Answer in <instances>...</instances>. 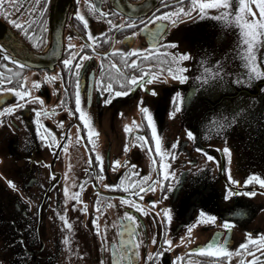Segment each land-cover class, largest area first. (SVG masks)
Returning <instances> with one entry per match:
<instances>
[{"label": "flooded vegetation", "instance_id": "obj_1", "mask_svg": "<svg viewBox=\"0 0 264 264\" xmlns=\"http://www.w3.org/2000/svg\"><path fill=\"white\" fill-rule=\"evenodd\" d=\"M129 1L137 4L142 0ZM231 2L233 9L238 7V0ZM45 4L47 8L41 15L40 9ZM51 4L52 0H39V3L3 0L0 20L31 51L42 52L48 45ZM93 4L95 9L111 15L104 16L94 10ZM190 5L191 0H158L143 12L125 15L115 11L110 0H72L62 27L63 52L52 69H31L13 63L0 50V80L7 81L0 87L19 88L23 83L31 93L24 97L27 103L23 107L0 116L3 121L0 123V264H243L252 255L257 256L253 264H264V248L258 240L264 236V186L255 181L244 184L230 174L232 167L238 169L233 154L245 149V138L241 136L243 126H228L227 131L207 139H202L192 128L200 123L197 115L202 110H213L215 105L220 110L219 124L236 121L230 116L236 97L232 91L237 88L230 70H224L222 79L210 78L207 83L197 79L205 74L204 67L215 71V62L229 56L231 23L215 18L218 9H206L208 15L196 9L191 19L180 14L179 23L175 24L159 17L161 12ZM77 9L87 21V28L74 15ZM154 15L159 18L152 20ZM13 19L22 23V28H16L11 23ZM109 19L116 24L130 23L133 19L137 22L130 29L112 28ZM145 25L146 30H141ZM27 31L32 33L31 38L25 34ZM130 32L137 34L131 36ZM89 33L98 43L89 40ZM168 41L177 42L176 46L168 45ZM69 44L73 48L69 49ZM153 44L159 49L152 47ZM113 48L120 51L113 52ZM132 49L146 50L150 55L146 56L144 51L132 52ZM185 51L190 53V58L180 64L186 66L184 74L188 79L181 82L169 75L167 68L173 66L170 54ZM85 52L87 58L80 60ZM70 53L76 58L73 65L65 67L63 61ZM132 59L138 61L135 66L131 65ZM77 62L82 65L80 69L74 67ZM113 62L119 73L110 68ZM149 64L151 68L147 67ZM109 72L125 78L123 85L112 79L113 88L124 94L104 91ZM208 75L211 77V72ZM47 76L56 78L49 80ZM132 76L142 77L143 86L138 81L129 91ZM33 80H39L40 85L34 87ZM77 80L81 109L91 117L95 130L91 138L76 108ZM97 80H103V86L98 87ZM177 91L183 96H192L188 104L193 109L187 107L188 111L183 112L181 108L175 116H170L172 97ZM212 93L217 96L215 102H211ZM109 96L110 102L105 104ZM32 97H40L43 103ZM141 101L152 115L161 150L165 151L164 161L175 174V179L169 177L166 181L174 185L171 190L157 186L155 191L145 189L139 193L143 187L139 181L144 176L150 175L151 180L163 178L152 125L140 109ZM20 102L15 93H0V109ZM37 109L50 114L38 115ZM37 119L40 124L36 123ZM189 130L193 132L192 138L187 136ZM50 133L60 140L59 144H53L55 152L41 139ZM174 143L176 147L172 148ZM225 146L231 150L230 155L223 152ZM169 151L175 153V158L167 155ZM97 152L103 157L102 173L95 161ZM205 152L214 159L209 160ZM114 160L121 163L114 166ZM53 172L55 176L51 175ZM229 175L239 183L232 184ZM9 180L15 187L9 185ZM132 181L139 187L129 186ZM121 183L126 187H105ZM228 188L233 190L231 196L227 195ZM249 192L253 195H248ZM121 197L138 202L145 211L123 203ZM153 200L159 203L150 205ZM85 206L87 210L81 211ZM165 208L170 211V220L163 215ZM201 211L214 216L215 221L200 217ZM125 212H130L136 220L125 218ZM60 215L67 216L70 228ZM93 219L97 220L99 231ZM225 220L232 221L230 229L222 226ZM192 224L195 227L191 235H186L187 226ZM181 237L185 243L180 242ZM217 237L232 253L230 258L228 254L216 256L190 251ZM164 239H171L172 245H163ZM246 240L250 241L246 250L237 252ZM156 252L163 254L149 259V254Z\"/></svg>", "mask_w": 264, "mask_h": 264}, {"label": "snow or ice", "instance_id": "obj_2", "mask_svg": "<svg viewBox=\"0 0 264 264\" xmlns=\"http://www.w3.org/2000/svg\"><path fill=\"white\" fill-rule=\"evenodd\" d=\"M37 3H39V0H37ZM0 4H3V0H0ZM253 5H254V7H253ZM91 7L96 11H101L104 16H110L111 15V13L103 12V10H101V9H95L94 4L91 5ZM46 8H47V4H45L44 7L40 9L41 15H43L44 9H46ZM196 9H199V12L203 15L209 14L205 11L206 9H218L220 11L215 16V18L217 20L225 21L228 23H231L233 21L236 22V25H237L238 30H239V36H238L236 48L234 49V51H236V53L243 59L244 67L247 69V72L245 75L239 76L236 79L235 83L247 84V83H250L253 79L264 78V65H262L260 63V60L258 58V50H257L258 45L264 47V0H238V7H236L235 9H233V5H232L231 0H191V5L189 7L185 8L182 6H178L175 11L170 10L168 12L159 13V17H162L164 19H168L173 24H175V23H179L180 14H182L184 18L191 19L192 14L196 11ZM33 11H35V9H33ZM5 15H8V13H5ZM74 15L76 17H78L80 20L84 21V26H85V28H87V26H88L87 21L85 20L84 16L81 14V11L79 9H77L75 11ZM159 17L154 15L151 19L157 20ZM173 17H176V19H173ZM125 19L127 20L128 18L125 17ZM136 22L137 21L135 19L131 20L130 23H125L124 21H121L120 24L114 23L111 19H109V21H108V23L112 26V28L123 27L125 29H130V28L134 27ZM11 23L13 25H15V27L18 29L22 28V23L17 22L15 19H13L11 21ZM141 30H146V25H145V28L141 29ZM25 34L28 35L29 38L32 37V33L30 31H27ZM136 34H137L136 32H130L131 36H135ZM98 35L104 36V33H99ZM88 38H89V40H92L93 43H98V41L95 40V37L91 33L88 34ZM105 39H107V37H105ZM166 43L172 47H175L177 42L168 41ZM87 46L91 47V45H87ZM81 47H84V46L82 45ZM152 47H156L157 50L159 49V46L155 45V44H153ZM68 48L69 49L73 48V45L69 44ZM0 50H3L5 59L11 60L13 63H21L14 56H12L8 53V50L5 48V46L3 44H0ZM112 51L116 52V51H120V50L113 48ZM131 51L132 52L144 51L146 56L150 55V53H148L146 50L132 49ZM104 55L107 56L108 54L104 53ZM126 55H128V54L126 53ZM170 55H172L173 66L167 68L168 74L171 75L174 79L179 80L181 82L187 80L188 77H187V75L184 74L186 72L187 68H186V66H181L180 62L189 59L190 53L185 51V52L172 53ZM87 56H88V53L85 52L83 55H81L79 57V59L84 60L85 58H87ZM75 58H76L75 54L70 53L68 55V57L66 59H64V61H63L64 66L69 67V66L73 65V61L75 60ZM137 62L138 61L136 59H132L131 65L135 66L137 64ZM215 63L217 66V70L214 71L211 68L204 67V73L205 74L197 76V79L201 80L205 83H207L210 78L222 79L223 74H224V69L222 67H220L221 61L217 60ZM109 66H110V68L116 69L117 73H119V68L114 62L111 63ZM74 67L76 69H80L82 67V65L77 62L74 64ZM147 67L151 68L152 66L149 64V65H147ZM202 67H203V65H202ZM209 72H211V77L208 75ZM76 75L79 76V72H77ZM150 75H152L154 77V74H150ZM109 77H110L109 82L107 84L106 89H104V91H107L109 93L115 92L116 95L124 94L123 92L116 91L113 88L112 79L113 78L116 79L117 83H120L121 85H123L125 83V78L122 76H113V73H111V72H109ZM46 78L49 80H52V79H55L56 77L47 76ZM24 79H26V78H24ZM138 81L140 82L141 86H143V78L142 77L132 76L128 82V84H129L128 90L131 91V85L137 84ZM6 82L7 81L0 80V84L6 83ZM40 83L41 82L39 80L31 81V84L34 87H38L40 85ZM103 84H104L103 80H97L96 81V85L98 87L103 86ZM151 91H153V93H154L155 89H152ZM2 92L15 93L17 99L21 102L18 104H11V105H7V106L3 107L2 109H0V116H3L5 114H11L12 112L15 111L16 108L23 107L24 104L27 103V101L24 100V97H29L31 95L30 90H27L23 83H21L19 88H17V87H9V88L0 87V93H2ZM32 99L33 100H40V102L43 103V100L40 97H32ZM110 99H111V96H109L107 99H105L104 103L105 104L109 103ZM75 103H76L77 110L80 111L79 118H80V120L83 121L84 127L87 129L88 136H89V138H91V137H93L95 130L91 126V117L84 110L81 109V95H80L79 81L78 80L76 82ZM172 103H173V108L169 114H170V116H175L176 113L179 112L181 110L182 106L184 105L185 97L181 94V92L177 91L174 94V96L172 97ZM139 106H140L142 113H144L146 115L149 124L152 125V138L155 140L156 152L159 154V157H160L159 170H160L161 175L163 177V178H160L158 176L156 180H151L150 175L144 176L139 181V184L143 185V187L139 188V193H142L145 189H147L148 191H155L157 186L160 189H164L165 186H167V188L169 190H171L174 185L171 182L166 184V181L168 180L169 177H172L173 179H175V174L170 170L169 164H167L164 161L165 151L161 150V139L156 132L155 125H154L153 120H152V115L149 112L148 107L144 106L142 104V101H141V104ZM54 110L55 109H53V111ZM36 111H37L38 115L50 114V112L42 111L41 109H37ZM0 123H3V121L0 120ZM36 123L40 124V120L37 119ZM61 123H63V122L61 121ZM136 127H140V125L137 124ZM125 130H128L127 125H125ZM187 136L189 138H192L193 132L191 130L187 131ZM70 138H71V134L69 133L68 139L70 140ZM41 139L49 147H53V144H59L60 143V140L57 139L56 136L54 134H51V133L47 136L41 137ZM78 139H79V137H78ZM140 140L143 141L144 137H140ZM134 143H135V141H134ZM175 147H176V144L174 143L172 145V148H175ZM67 148H68V145H67V143H65L64 150L67 151ZM125 149H127V145H125ZM55 151H56V149L53 147V152H55ZM92 151H95L94 147H93ZM199 151L203 152L204 150L199 149ZM223 152L230 155L231 150L227 146H225L223 149ZM204 154L208 157L209 160L214 159V157L209 155L208 153L205 152ZM167 155L172 157V158H175L174 152L169 151L167 153ZM95 161L99 164V167H100L101 173H102L103 172V163H102L103 157L98 152L96 153ZM89 162L91 163L92 161L90 160ZM112 163L115 166V165H119L121 162L119 160H114ZM124 163L127 164L128 162L125 161ZM51 175L55 176L56 174H55V172H53ZM121 179L123 180V177ZM229 179L231 180L232 184H238L239 183V181H237L236 179H233L231 177V175H229ZM251 181H255L256 183L264 186V178H262L259 174H255V173L250 174L248 176V178L244 180V184H248ZM8 183H9V185L15 187L13 181L9 180ZM129 186L139 187V185H137L135 181H132L131 185H129ZM105 187L106 188H120V187H126V186L121 183V184H107V185H105ZM64 190H65V193L67 195L68 194L67 186H65ZM139 193H137V194H139ZM162 194L164 196H167L166 192H163ZM232 194H233V190L231 188H228L227 195L231 196ZM75 195H76V198L78 199L79 193L77 192ZM248 195H253V193L249 192ZM121 200L125 204L131 203L132 207L138 208L142 212L145 211L143 206L141 204H139L138 202L130 201L129 199L124 198V197H121ZM65 203H67V200L65 201ZM149 203H150V205H155V204H158L159 201L153 200V201H150ZM80 210L86 211L87 207L85 206L84 208H81ZM159 214L160 213L157 212V215H159ZM163 215L166 218H168L169 220L171 219L169 209H167V208L163 209ZM124 217L127 219H130L132 221L136 220V217L132 216V214L130 212H125ZM200 217H207L208 220L215 221L214 216L209 215L207 212H204V211L200 212ZM60 219L62 221H64V223L67 227H69V228L71 227V225L68 223V219H67L66 215H60ZM92 223L94 225H97L96 230L99 231V226H98L97 220L93 219ZM222 226L225 229H230L232 227V221L225 220L223 222ZM187 227H188V231H187L186 235L190 236L191 235V229L193 227H195V225L192 224V225H188ZM248 235H249V237L252 236L251 233H249ZM65 240H67V236H65ZM258 240H259L260 247L264 248V236L259 237ZM152 242L153 243L156 242L155 238H153ZM180 242L185 243L186 241L184 240L183 237H181ZM248 243H250L249 240H246L244 243H241L239 245V248L236 251L239 252L241 249L246 250V245ZM162 244L163 245H172V240L171 239H164L162 241ZM136 246L138 247V244ZM193 250L200 252V253L208 252V253L216 255V256L228 254L229 258L232 255V253L229 252V249L226 246H224V244L220 241L219 237H217L215 240H209L206 245L198 247L196 249H191L190 251H193ZM162 254L163 253H161V252L151 253V254H149V259H151L153 256H161ZM256 259H257V256L252 255L251 260L244 261L243 264H253V262L256 261ZM238 264H240V262H238Z\"/></svg>", "mask_w": 264, "mask_h": 264}, {"label": "water", "instance_id": "obj_3", "mask_svg": "<svg viewBox=\"0 0 264 264\" xmlns=\"http://www.w3.org/2000/svg\"><path fill=\"white\" fill-rule=\"evenodd\" d=\"M155 1L158 0H142L137 4H134L131 3L129 0H110V4H112V7L115 9V11H118L121 14L130 15L131 13L137 12L138 10H141L142 12L144 10H147ZM71 4L72 0H52L51 11L48 17V45L46 46V48L43 49L42 52L31 51L23 42H21V40L18 39V37L12 30H9V28L1 20L0 44H3L8 50V53L21 62L18 64L25 65L31 69H52V67H54L55 64L59 61V58L61 57V54L63 52L62 27L66 18V13L71 7ZM229 47L230 41L228 42V49ZM260 63L264 65V62L260 61ZM259 83H264V78L253 79L250 83L244 84L243 90H245L247 92L246 94H249L253 98L259 97L261 93H258V91L255 92V85H260ZM261 86L262 85H260L259 87ZM254 87L255 89L253 90V93H248V91L252 90ZM210 96L213 97L214 93H212ZM184 97L185 103L182 106L183 112L185 109L188 111L187 107L193 109V107L189 106L188 104V99L189 97L190 99H192V96L190 94H187ZM212 97L211 102H215V100H217V96H214L215 99H212ZM218 107V105H215L213 110L208 112H205L206 110H202V112L197 115L198 121L200 123L194 125L192 128L195 130L196 134L201 136L202 139H207V137L218 136L222 132L227 131L228 126L231 125V127L238 128L242 126L243 122L241 120L239 121L238 125L237 121L228 125H222L221 123L219 124L217 118H219L218 116L220 110L218 111ZM213 118H216L217 120L213 121ZM188 119L190 118L188 117ZM200 119L204 120V122H201ZM244 138L245 141L252 143L251 137L246 136Z\"/></svg>", "mask_w": 264, "mask_h": 264}, {"label": "rangeland", "instance_id": "obj_4", "mask_svg": "<svg viewBox=\"0 0 264 264\" xmlns=\"http://www.w3.org/2000/svg\"><path fill=\"white\" fill-rule=\"evenodd\" d=\"M229 30L231 31L229 34L230 47L228 49L230 54L225 59H222L221 63L225 71L230 70L231 79L233 78V83L237 84L235 83L236 79L245 75L247 69L244 67L243 59L234 51L239 36L235 21L231 22ZM257 50L259 60L264 62V47L258 45ZM197 72H200L198 68ZM259 84L262 86L255 85L256 89L254 87L248 91V93H253L255 89V92L261 93L259 97L253 98L246 94L247 92L243 90L244 84H237V88L232 91V95H236V97L230 116L236 118L237 125L240 120L243 122L241 136L252 138V143L243 141V146L245 147L243 151L233 154L234 163L238 169L233 170L232 167L230 174L239 181H244L253 173L259 174L264 178V83Z\"/></svg>", "mask_w": 264, "mask_h": 264}]
</instances>
